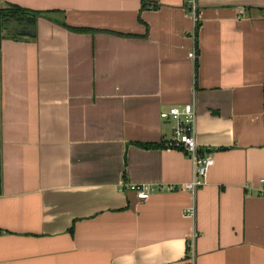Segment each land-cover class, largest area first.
Wrapping results in <instances>:
<instances>
[{
    "label": "crops",
    "instance_id": "1",
    "mask_svg": "<svg viewBox=\"0 0 264 264\" xmlns=\"http://www.w3.org/2000/svg\"><path fill=\"white\" fill-rule=\"evenodd\" d=\"M196 2L197 38L190 0H1L42 14L0 43V264H187L194 224L197 264H264V0ZM192 101L196 194L161 117Z\"/></svg>",
    "mask_w": 264,
    "mask_h": 264
},
{
    "label": "built area",
    "instance_id": "2",
    "mask_svg": "<svg viewBox=\"0 0 264 264\" xmlns=\"http://www.w3.org/2000/svg\"><path fill=\"white\" fill-rule=\"evenodd\" d=\"M190 11L195 20V30L198 20V5L196 0H190ZM194 30V34H195ZM190 56L196 59V50L194 49ZM161 117L173 121V133L171 139L167 142L169 147L182 149L193 161V176L190 181L185 183L184 187L193 194L205 186L209 169L214 165V157L212 151L202 153L196 140V124H197V105L195 101L184 104L182 106H172L161 112ZM264 183V179H262ZM123 188H128L137 192L138 198L141 200L148 199L154 187L148 184H132L121 182ZM264 192V189H263ZM186 214L191 216L193 220L196 218V204L187 208ZM195 223V221H194ZM199 231L196 224L193 225L192 231L189 234L187 246V264H197V240Z\"/></svg>",
    "mask_w": 264,
    "mask_h": 264
},
{
    "label": "trees",
    "instance_id": "3",
    "mask_svg": "<svg viewBox=\"0 0 264 264\" xmlns=\"http://www.w3.org/2000/svg\"><path fill=\"white\" fill-rule=\"evenodd\" d=\"M1 2V0H0ZM42 14L40 11L24 8L17 4H10L8 7H2L0 4V43L4 38L13 39H35L37 36L36 24L38 16ZM200 28V22L197 23L195 36L197 38ZM1 76V75H0ZM1 86V80H0ZM1 111V101H0ZM1 114H0V193L2 189V158H1ZM144 148H159L168 146V144L156 142H137ZM169 147V146H168ZM203 153V151H201Z\"/></svg>",
    "mask_w": 264,
    "mask_h": 264
}]
</instances>
